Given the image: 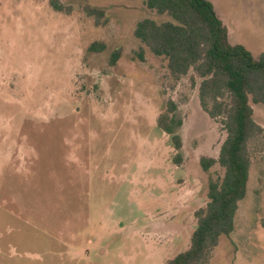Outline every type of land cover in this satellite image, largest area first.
Wrapping results in <instances>:
<instances>
[{
  "label": "rangeland",
  "instance_id": "rangeland-1",
  "mask_svg": "<svg viewBox=\"0 0 264 264\" xmlns=\"http://www.w3.org/2000/svg\"><path fill=\"white\" fill-rule=\"evenodd\" d=\"M208 1L233 43L264 52V0ZM62 2L70 13L0 0V264H167L224 176L201 165L219 156L221 119L201 107L193 72L176 80L164 58L136 57V24L168 16L146 0ZM168 101L182 121L177 164L157 125ZM252 107L262 132L234 230L196 264H264V105Z\"/></svg>",
  "mask_w": 264,
  "mask_h": 264
},
{
  "label": "trees",
  "instance_id": "trees-1",
  "mask_svg": "<svg viewBox=\"0 0 264 264\" xmlns=\"http://www.w3.org/2000/svg\"><path fill=\"white\" fill-rule=\"evenodd\" d=\"M48 1L57 12L72 11L62 0ZM145 6L170 20L157 23L146 18L136 24L135 37L141 45L136 57L145 62L148 50L164 58L170 76L176 80L193 72L199 79L201 107L212 119H221L226 132L218 158L201 159L205 171L217 164L224 176L209 182L207 204L195 213L197 226L190 247L167 263L196 264L209 248L218 246L221 237L233 232L239 203L246 196L252 163L248 143L262 132L254 120L252 104L264 105V52L254 57L243 45L232 44L228 29L208 0H146ZM83 9L97 23L104 16L101 9ZM117 59L118 54L113 55L112 64ZM175 112L176 105L168 101V109L160 114L157 125L170 137L177 164L183 143L178 133L182 121Z\"/></svg>",
  "mask_w": 264,
  "mask_h": 264
},
{
  "label": "crops",
  "instance_id": "crops-1",
  "mask_svg": "<svg viewBox=\"0 0 264 264\" xmlns=\"http://www.w3.org/2000/svg\"><path fill=\"white\" fill-rule=\"evenodd\" d=\"M213 5V4H212ZM228 33H229V31H228ZM229 39H230V42L232 43V44H237V43H233L232 41H231V37H230V34H229ZM263 53V52H262Z\"/></svg>",
  "mask_w": 264,
  "mask_h": 264
}]
</instances>
